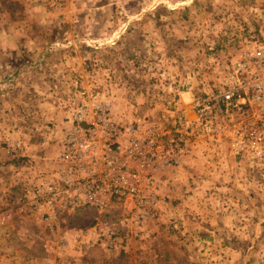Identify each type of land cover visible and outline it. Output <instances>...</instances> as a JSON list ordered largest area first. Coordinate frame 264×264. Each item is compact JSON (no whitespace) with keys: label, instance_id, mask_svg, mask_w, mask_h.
I'll use <instances>...</instances> for the list:
<instances>
[{"label":"rangeland","instance_id":"obj_1","mask_svg":"<svg viewBox=\"0 0 264 264\" xmlns=\"http://www.w3.org/2000/svg\"><path fill=\"white\" fill-rule=\"evenodd\" d=\"M255 38L264 0H0V214L12 213L0 264H264V168L232 154L220 119L192 115V98L214 92ZM86 96L180 146L178 164L151 175V213L111 248L80 236L93 214L63 213L51 229L16 202ZM112 206L107 218L133 215V200Z\"/></svg>","mask_w":264,"mask_h":264},{"label":"built area","instance_id":"obj_2","mask_svg":"<svg viewBox=\"0 0 264 264\" xmlns=\"http://www.w3.org/2000/svg\"><path fill=\"white\" fill-rule=\"evenodd\" d=\"M217 87L192 98L194 122L220 119L232 154L264 168V39L255 38L237 58L226 60ZM68 123L50 170L16 202L51 229L59 215L91 208L92 222L79 234L111 248L117 235L151 213L156 199L146 188L158 182L151 175L177 165L180 146L157 140L163 129L117 124L109 107L90 96L71 112ZM20 149L19 143L8 145L11 152ZM126 199L134 203L131 218L106 217L116 201ZM11 217L10 211L2 212L0 221Z\"/></svg>","mask_w":264,"mask_h":264},{"label":"crops","instance_id":"obj_3","mask_svg":"<svg viewBox=\"0 0 264 264\" xmlns=\"http://www.w3.org/2000/svg\"><path fill=\"white\" fill-rule=\"evenodd\" d=\"M2 190H4L3 188H2ZM15 194H16V196L18 195V192H17V189L15 190ZM14 216L15 217H17L16 219H17V221H19V223H20V226H21V224L22 225H24V227H26V228H28V229H26V230H30L31 229V227H32V225H31V221H33L32 219H30L29 217H26L25 218V216H23L22 215V213H20V212H15L14 211ZM21 221H22V223H21ZM21 230V229H20ZM24 231V230H23ZM20 232V231H19ZM19 234V233H18ZM24 242V241H23ZM25 242H30L29 240H27V241H25Z\"/></svg>","mask_w":264,"mask_h":264},{"label":"trees","instance_id":"obj_4","mask_svg":"<svg viewBox=\"0 0 264 264\" xmlns=\"http://www.w3.org/2000/svg\"><path fill=\"white\" fill-rule=\"evenodd\" d=\"M14 163L16 162V160L13 161ZM94 213V210L91 208H80L78 210L75 211V214L72 217H79L80 219L90 216Z\"/></svg>","mask_w":264,"mask_h":264}]
</instances>
